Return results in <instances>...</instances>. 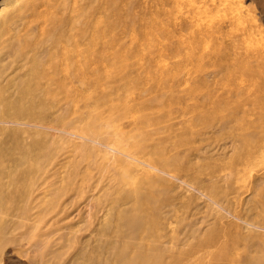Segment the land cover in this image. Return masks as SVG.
I'll return each mask as SVG.
<instances>
[{
  "label": "rangeland",
  "instance_id": "374dc122",
  "mask_svg": "<svg viewBox=\"0 0 264 264\" xmlns=\"http://www.w3.org/2000/svg\"><path fill=\"white\" fill-rule=\"evenodd\" d=\"M41 1L38 2V5H41ZM193 1L196 3L194 4ZM239 1L249 9L251 8V15L258 22L256 23L257 29L262 31L258 35V31H256L255 37L251 36L252 38H246L245 41H241L245 25L242 26L239 22L236 23L237 25L233 24L232 27L227 20L224 21L225 24L227 23L225 25L224 22H220L218 17L207 15L204 12L208 6V4L206 5L207 0H187V2L186 0L76 1V20L79 24L88 23L89 26H92L90 33H87L86 36L93 40V44L89 45L85 36L79 37L78 35L76 59L74 58L77 68L75 74L86 80L87 84L79 86L77 93L80 98L78 97L77 102L68 91V87L63 86L59 89V99L58 96L55 99L50 97L37 117L24 120L22 117L26 110L21 111L17 106L11 104L7 106L8 100L3 99V95L0 96V101L6 100L0 105V247L5 248L6 254L4 253L3 257L7 264H30L27 257L20 255L21 258L18 256L19 254H13L12 250L16 248L25 251L37 248L42 244L48 247L54 246V248L63 245L64 240L71 238L67 234L71 233L69 228L72 226H75L77 232L72 238L74 244L72 249L79 252L82 260L86 259L91 252L97 253L98 251L99 253L101 248L103 249L101 252L104 253L103 257L117 259V253L121 251L118 248H121L123 242H127L129 251L135 247L147 252L151 251V248L158 251L161 254V261L164 263L184 257L186 261L181 264H213L212 260L210 261L211 254L216 251V248L213 247L225 244V233H227L233 238H247L245 244L240 243L232 250L235 264H246L247 261L252 262L251 264H264V247L257 244L260 240L258 238L264 239V161L262 164L259 162V165H256L255 162L253 164L248 162V165L241 169V172L244 173L240 172L239 174H244L242 177L246 185L235 184L233 177L224 180L223 173H220L225 167L226 169L230 165L236 167L242 163L243 158L252 152L249 145L260 137V124H254V121L257 122L261 118L259 113L264 107V80L260 78L262 80L259 79L258 83L251 81L250 89L247 86L240 87L239 84L241 85L242 81L240 77L245 80H256L254 70L261 63L259 58H264V49L261 51L263 54L259 52L254 56L255 62L252 68L250 67L251 69L248 66L244 68L240 64L233 67L227 63L225 64L226 70H222L221 66L212 64L204 73H196L192 78L189 77V74L186 76V71L189 68L187 66L189 49L188 44L184 46L183 42L188 43L192 34L195 35V40H198L197 43L203 42L202 45H206L207 50L217 51L221 56L232 53L230 52L232 48L226 45L229 42L224 39L225 35L233 34L235 36L237 34L236 36L240 38L236 37L240 44L237 50L240 48L239 51L242 52L247 44H256L258 41L260 43L261 40V44H264V0ZM58 2L59 0H52L51 3L55 5V9L50 11L52 13L49 12L50 16L47 13L43 20L46 19L48 27L51 25L50 28L56 29L54 33L57 34L59 49H64L65 46L67 48L70 46L67 42L68 39L63 36L68 33L67 28H70L71 25L65 17L66 6H59ZM68 2L70 3L69 7L74 4L71 0ZM42 8L44 9L43 5L38 9L41 13L43 12ZM57 13L59 17L56 15ZM96 24L97 26H95ZM53 25L54 27H52ZM224 25L227 28L223 29ZM220 26L224 40L213 37L214 39L205 38L201 43L199 42L203 30H214ZM233 28L237 29H235V33ZM238 29L241 30L238 32ZM200 32L199 37L201 38L199 39L198 33ZM73 34L75 36L76 31L72 32L71 36ZM256 37L258 40H255ZM259 37L262 39L260 40ZM61 42H63V46ZM70 48L72 47L70 46ZM157 50H161L165 54L160 53L159 55ZM39 54L48 58L47 55L45 56L44 50H40ZM19 65L20 63L17 61L11 65L6 74V77L9 78L8 81L0 79V86L6 84L10 87L15 86L20 75ZM176 65L180 67L175 68ZM184 65L186 70L183 68ZM69 67H60L58 75L61 78L64 75V77H68L70 70L73 69ZM191 86L196 88L194 91L196 101L194 113H191L194 102L189 100L192 96ZM202 87L203 90H201ZM3 97L5 98V96ZM258 99L260 100L258 101ZM255 100L257 103L254 102ZM258 102L262 107L255 106L258 105ZM259 107H261L260 111L257 110ZM162 110L163 112H161ZM97 112H101V114H97ZM167 112L171 114L168 115ZM94 118L98 120V125L93 127ZM193 118L196 125L200 122L203 123L194 128L196 132L202 130L203 135L199 136L200 132H197V135L191 138L190 124ZM154 121L158 124L156 125ZM147 122L150 123V126L147 125ZM151 123L155 125L151 127ZM120 124L121 126L117 129L118 127L115 125L119 126ZM135 125L139 129H136ZM127 126L129 128H126ZM145 126L148 127L145 128ZM76 128L83 129L82 135H85L86 139L65 133L71 132V130L77 132ZM131 128L132 132L127 135L129 138L134 139V135L145 132L144 136L140 134L142 139H154L155 142H150V144L152 143L151 149L149 150L148 147L140 154L138 153L139 146L138 149L132 148V141L128 142V145L132 151L137 153V157L141 156L146 163L156 165V170H151L150 167L146 168L154 172L151 173L154 175L152 178L147 177L150 180L141 184L138 193L131 194L132 185L124 188V194L117 199L119 202L124 199L125 201L122 200V202H126L127 205L123 206L124 211L122 210L120 214V211L118 213L116 211L118 201L112 204L106 199V192L111 188L114 190L118 186L112 184L107 189L108 175L118 174L119 171L110 162L107 163L106 160H103L98 151L101 149V152L109 151L112 156L120 155L115 154V151L108 150L106 145L119 151L112 144L113 141L123 139V141H127L124 134L131 131ZM139 130L142 131L139 132ZM146 130L150 134L149 131L153 132L154 130L153 136L147 134ZM60 138L70 141L68 147L71 142L72 146L74 143L77 146L76 143L79 142L89 144L90 147L93 146V150L85 151L86 154L88 153L85 154V160L77 165V169L74 171L75 179L68 186L66 194L57 201L56 207L42 213L41 207L38 206L42 197L44 198V195L40 193L42 190H38L42 182L35 180L32 183L29 181V184L32 183L30 187L28 178L16 177L15 174L32 172L30 166L32 162L43 157L46 158L50 151L46 148L45 150L41 149L42 146L46 147L49 145L46 144L49 141L54 142V139L58 141ZM96 141L101 144L95 143ZM63 154L64 152L60 150V155L55 163L56 169L60 173L67 165V159L65 156L63 157ZM190 161L193 165L189 164ZM42 163L43 160L39 161L37 165ZM201 164L202 166H200ZM117 167L119 166L117 165ZM100 168L104 170V175H101ZM247 169L251 170L247 171ZM86 170H88L90 180L84 182L81 181V177L84 176ZM7 172L9 175L11 174L10 177ZM248 173H252V175ZM141 175V177L148 176L147 173ZM137 186L132 188L140 187ZM98 200L104 202L101 203ZM105 213H109L108 218L106 217L109 222L103 220L105 216L102 214L105 215ZM35 214L37 215L36 224L32 220ZM254 226L258 228L255 229ZM170 231L175 232L174 236ZM106 232H108L107 235H105ZM176 233L181 235H176ZM163 235H166L165 238L158 239ZM209 235H214V240L210 243H203L209 238ZM229 236L228 238L231 240ZM58 242L62 244H57ZM179 244L181 249L177 248ZM174 246L175 248H173ZM185 255H189V258ZM220 263L232 264L229 260H223Z\"/></svg>",
  "mask_w": 264,
  "mask_h": 264
},
{
  "label": "bare ground",
  "instance_id": "6f19581e",
  "mask_svg": "<svg viewBox=\"0 0 264 264\" xmlns=\"http://www.w3.org/2000/svg\"><path fill=\"white\" fill-rule=\"evenodd\" d=\"M41 0H0V79L3 78V80L8 81V77H6V74L9 70V68L11 67V65L13 63H15V61H17L18 63H20L18 69H20V75L18 77V81L16 82L14 87H10L9 85H4V86H0V96L3 95L5 96V98L2 96L3 99L8 100L7 101V106H9L10 104L13 106H17L19 109L22 110H26L24 111L23 117L22 119L27 120V119H34L35 117H37V115H39V113L42 112V109L45 105V102L52 97L53 99H55L58 94H59V89L62 88L63 86L68 87V91L71 92L72 97H74V100H76L78 97L80 98V96L77 93V90L79 89V86H85L87 83L86 80L81 79V76L77 77L76 73V62H75V53L76 51V44L78 45L77 41L79 39V37L85 36L84 38H86V42L91 45L92 43V39L90 40V38L87 35V33H90V28L92 26H89L88 23H84V24H79L76 20V15H75V8H76V1H72L74 4L70 5V1L68 2V0H59L58 5L59 6H66L65 10V17L67 19V21H70L71 26H69L70 28H67V32L63 37L67 38V42L70 44V46L72 48H70V46L67 48L64 47V49L62 48V44L63 42H61L60 46L62 49H59V45L57 42V34L54 33L56 32V29H52L50 28V23H49V27L47 26V21L46 19L43 20V18H46V14L49 13L51 10L55 9V5L52 2V0H42L40 3L41 5H38V2ZM56 1V0H55ZM208 3H206V5L208 4V6L205 9V13L207 15H213V17H218L220 22H224V21H228L229 24H231V26L233 24L237 25L236 23H239L243 25H245V27L241 28L243 29V36L241 37V41H245V39H249L252 38L251 36L255 37L256 31H258L257 29V25L256 20L254 19V17L251 15V8L249 9L248 7H246V5L244 6L243 4L240 3L239 0H207ZM187 2V0H186ZM194 4L196 3L195 1H193ZM202 2V1H201ZM206 2V1H203ZM69 3V4H68ZM159 4V3H158ZM189 4V3H188ZM44 6L43 12L41 13V11H39V7ZM68 5V6H67ZM198 6V5H197ZM200 6V5H199ZM156 7V6H155ZM159 7V5H158ZM156 7V8H158ZM165 7V6H164ZM188 7V6H187ZM203 7V6H202ZM61 9V8H60ZM160 10V8H159ZM204 10V9H203ZM251 10V12H250ZM202 11V10H201ZM196 12V11H195ZM52 13V12H50ZM50 13L47 14L50 16ZM194 14V13H193ZM254 14V13H253ZM58 15V13L56 14ZM187 15V14H186ZM198 15V14H197ZM196 15V16H197ZM192 16V15H191ZM48 17V16H47ZM52 17V16H51ZM55 17V16H54ZM59 17V15H58ZM207 17V16H206ZM210 17V16H209ZM207 17V18H209ZM73 18V19H72ZM157 18V17H156ZM198 18V17H196ZM203 18V17H202ZM211 18V17H210ZM193 20V19H192ZM202 20V19H201ZM211 20V19H210ZM209 20V22H210ZM197 21V20H196ZM199 21V20H198ZM208 22V20H206ZM213 21V20H212ZM52 22V21H51ZM54 22V20H53ZM58 23V22H57ZM98 23V22H97ZM153 23V22H152ZM166 23V22H165ZM199 24V23H197ZM207 24V23H206ZM223 24V23H222ZM225 24V22H224ZM227 24V23H226ZM225 24V25H226ZM203 25V24H202ZM223 26L222 28L224 29ZM259 25V24H258ZM97 26V24L95 25ZM153 26V25H152ZM162 26V25H161ZM207 26V25H206ZM209 26V25H208ZM207 26V27H208ZM229 26V25H228ZM234 26V25H233ZM232 26V27H233ZM241 26V25H240ZM54 27V25L52 26ZM58 27V26H57ZM154 27V26H153ZM198 27V26H197ZM155 28V27H154ZM194 28V27H193ZM201 28V25H200ZM227 28V27H226ZM231 28V27H230ZM88 29V30H87ZM197 29V28H196ZM234 29V28H233ZM236 29V28H235ZM234 29V33L235 30ZM240 29V30H241ZM232 30V29H230ZM238 29V32L240 31ZM59 31V30H58ZM76 31V35L71 36L72 32ZM133 31V30H132ZM145 31V30H144ZM262 31H258V33H261ZM224 33V32H223ZM198 33V38L201 40H199V42L201 43V41H203V39L208 38L212 39L213 37H217L219 39L223 38L222 35V29L221 26L220 28L214 29V30H203L201 37H199ZM79 35V37H78ZM237 35V34H236ZM233 36L232 35H225L224 39L226 40L227 43L226 45L232 48V52L230 55H226V56H221L219 52L217 51H213L212 49L207 50L208 47H205L206 45H202L197 43V41L195 40V35L192 34V36L189 38L188 43H184V46H186V44H188V49H189V58L188 56H186L188 58V65L185 63V65L189 66V68L187 69V75L189 74V77L192 78L194 74L196 73H204L207 71L208 67L211 66L212 64L215 66L220 67L222 70H226L225 68L227 67L225 64L229 63L230 65L237 66V65H242L244 68H247V66L249 67V69L252 68V65L255 62L254 56L257 53H262L261 51L264 49L263 48V43L261 44V37L260 38V43L258 41V43H254V44H247L246 48L244 49V51H239L240 48H238L239 50H237V47L239 42L237 40L240 39L237 36ZM240 35V34H239ZM261 34H259L260 36ZM264 35V34H263ZM59 36V35H58ZM262 36V35H261ZM62 37V36H61ZM63 37L61 39H63ZM189 37V36H188ZM197 37V35H196ZM237 37V38H236ZM197 38V39H198ZM213 38V39H214ZM216 38V39H217ZM264 38V36H263ZM56 39V40H55ZM59 39V38H58ZM134 39V38H133ZM217 39V40H219ZM222 39V40H224ZM257 39V37L255 38V40ZM60 40V39H59ZM85 40V39H84ZM207 40V39H206ZM253 40V39H252ZM258 40V39H257ZM91 41V42H90ZM185 41V40H184ZM220 41V40H219ZM60 42V41H59ZM187 42V41H186ZM205 42V41H204ZM208 42V41H207ZM264 42V41H263ZM209 43V42H208ZM249 43V42H247ZM112 44V43H111ZM182 44V45H183ZM245 44V43H243ZM221 46V45H220ZM160 47V46H159ZM214 47V46H213ZM47 48V49H46ZM178 48V47H177ZM230 48V49H231ZM159 49V48H158ZM256 49V50H255ZM40 50H44V54L45 56L47 55L48 58L46 59L45 57L41 56L39 54ZM163 51V49H161ZM161 50H157L161 54H165V52H161ZM76 51V52H75ZM173 52V51H172ZM225 52V51H224ZM264 53V52H263ZM262 53V54H263ZM162 56V55H161ZM165 56V55H164ZM75 58V59H74ZM157 58H160L157 56ZM164 58V57H163ZM161 59V58H160ZM171 59V58H170ZM175 59V58H174ZM177 59V58H176ZM260 59V60H259ZM258 60L261 62L257 69L254 70V77H257L256 80H245V78L240 77L242 79L241 81V85L239 84L240 87L243 86H247V88L250 89L251 81H254V83H258L259 79L262 78L264 80V58L261 57ZM85 60V59H84ZM164 60V59H162ZM161 60V61H162ZM173 60V59H171ZM187 60V59H186ZM185 61V60H184ZM180 62V61H179ZM50 64V66H47V64ZM80 63V62H79ZM86 63V62H85ZM88 63V62H87ZM52 64V66H51ZM184 64V63H183ZM113 65V64H112ZM184 65V69L186 70ZM62 66H70L71 68H73L72 70H70V74L68 77H60L58 75V71L60 70V67ZM176 65L175 68H177ZM69 67V68H70ZM81 67V66H80ZM143 67V66H142ZM180 67V66H179ZM213 67V66H212ZM251 67V68H250ZM112 68V67H111ZM13 69V68H12ZM68 69V68H67ZM83 69V68H82ZM228 69V68H227ZM16 70V69H15ZM62 70H64V68H62ZM66 70V69H65ZM169 71V70H168ZM229 71V69H228ZM231 71V70H230ZM65 72V71H64ZM67 72V71H66ZM93 73V72H92ZM146 73V72H145ZM176 73V72H175ZM9 74V73H8ZM64 74V73H63ZM66 74V73H65ZM83 74V72H82ZM80 75V74H79ZM91 75V74H90ZM173 75V74H172ZM84 76V75H83ZM245 77V76H244ZM86 78V75H85ZM184 78V77H183ZM239 78V79H240ZM14 79V78H13ZM146 79V78H145ZM255 79V78H254ZM260 79V80H262ZM99 80V79H98ZM89 81V79H88ZM103 81V79H102ZM188 81V80H187ZM215 81V80H214ZM225 81V80H224ZM228 81V80H227ZM249 81V82H248ZM144 82V81H143ZM195 82V81H194ZM224 83V82H223ZM240 83V81H239ZM182 84V83H181ZM194 84V83H193ZM101 85V83H100ZM129 85V84H128ZM183 85V84H182ZM207 85V84H206ZM258 85V84H257ZM104 86V85H103ZM159 86V85H158ZM203 86V85H202ZM92 87V86H91ZM192 87V86H191ZM196 87V85H195ZM195 87L191 88V99L194 103L191 107V113L195 112V96H194V91L196 90ZM232 87V86H231ZM188 88V87H187ZM201 90H203V87L201 88ZM46 91V92H45ZM66 91V89H65ZM87 91V90H86ZM199 91V90H198ZM249 91V90H248ZM251 91V90H250ZM48 92V93H47ZM69 92V93H70ZM229 92V91H228ZM88 94V92H87ZM110 94V93H109ZM257 94V92H256ZM68 95V94H67ZM83 95V94H82ZM86 95V94H85ZM61 97V96H60ZM131 97V96H130ZM1 98V99H2ZM69 98V97H68ZM2 99V100H3ZM59 99V96H58ZM247 99V98H246ZM6 100H3L4 102ZM50 100V99H49ZM66 100V99H65ZM260 99H258L259 101ZM3 101H0V105L3 103ZM91 101V100H90ZM257 100H255L254 102H256ZM264 101V100H263ZM52 102V100H51ZM65 102V101H64ZM75 102V103H76ZM95 102V101H94ZM171 102V101H170ZM234 102V101H233ZM252 102V103H254ZM262 103V101H260ZM251 103V104H252ZM128 104V103H127ZM264 104V103H263ZM74 106L76 104H73ZM73 106V107H74ZM77 106V105H76ZM91 106V105H90ZM198 106V105H197ZM203 106V105H202ZM255 106H261L258 102V105ZM120 107V106H119ZM185 107V106H184ZM235 107V106H234ZM243 107V106H242ZM245 107V106H244ZM262 107V106H261ZM259 107L257 110L260 111ZM158 108V107H157ZM168 108V107H167ZM183 108V107H182ZM201 108V107H199ZM90 109V108H89ZM115 109V108H114ZM154 109V108H153ZM185 109V108H183ZM137 110V109H136ZM144 110V109H142ZM149 110V109H148ZM198 110V109H197ZM91 111V110H90ZM125 111V110H124ZM140 111V110H139ZM222 111V110H221ZM92 112V111H91ZM163 112V110L161 111ZM171 112V111H170ZM190 113V111H187ZM57 113V112H56ZM99 112H97L98 114ZM106 113V112H105ZM136 113V112H135ZM140 113V112H139ZM156 113V112H155ZM219 113V112H218ZM101 114V112L99 113ZM168 115H170L171 113H168ZM166 114V115H167ZM220 114V113H219ZM246 114V113H245ZM248 114V113H247ZM261 114V118L258 119V121H254V124L258 125L260 124V137L257 139V141H254L253 143H251L249 145V147L251 146V154L247 155L245 158H243L242 163L238 164L236 167L233 166H228V168L226 169V167L222 170V169H218V170H222L220 173H223V178L224 180H228L231 177H233L235 179V184H245L242 175H240L239 173L242 171L241 169H244L247 165L248 162H252V164L255 162L256 165H259L263 163L264 161V107L261 108V112L259 113V115ZM75 115V114H74ZM182 115V114H181ZM187 115V113H186ZM244 115V114H243ZM256 115H258V113H256ZM21 116V114H20ZM248 117V116H247ZM252 117V116H251ZM137 118V117H136ZM170 118V117H169ZM99 119V118H98ZM131 119V118H130ZM135 119V118H134ZM110 120V119H109ZM159 120V119H158ZM161 120V119H160ZM205 120V119H204ZM94 123H93V127L98 125V120L94 118ZM134 121V120H133ZM137 122V121H135ZM157 122V121H156ZM240 122V121H239ZM148 123V122H147ZM155 123V121H154ZM151 123V127L155 124ZM201 123V122H200ZM199 123V124H200ZM13 124V123H12ZM16 124V122H15ZM108 124V123H107ZM146 124V123H145ZM158 124V122H157ZM156 124V125H157ZM199 124L196 125L194 122V118L193 120H191V138H194V136L197 135H203L202 130L200 131H195L194 128L195 127H199ZM203 124V123H201ZM237 124V123H236ZM241 124V123H240ZM22 125V124H21ZM24 125V124H23ZM22 125V126H23ZM29 125V124H28ZM31 125V124H30ZM139 125V124H137ZM147 125L150 126V123H148ZM196 125V126H195ZM8 126V125H7ZM38 126V125H36ZM104 126V125H103ZM116 127H118L117 129H119V127L121 126V124L119 126L115 125ZM136 126V125H135ZM142 126V124H141ZM102 127V126H101ZM148 126H145V128ZM201 127H204V125ZM39 128V127H38ZM46 128V127H45ZM122 128V127H121ZM126 128H129L128 126ZM144 128V129H145ZM24 129V128H23ZM51 129V128H49ZM77 129V128H76ZM123 129H125L123 127ZM136 129H139L138 126H136ZM141 129V128H140ZM161 129V127H160ZM250 129V128H249ZM103 130V129H102ZM155 130V129H154ZM154 130L150 133L151 136H153L152 134H154ZM62 131V130H60ZM91 131V129H90ZM142 131V130H141ZM139 130V132H141ZM144 131V130H143ZM158 131V130H157ZM161 131V130H160ZM237 131V130H236ZM81 132V133H80ZM132 132V128L131 131L129 130L125 135V139H127V141H123V140H117V141H113V145L116 146L118 148L119 151H117L116 149H113L112 147H109L106 145V148L108 150H112L113 152L115 151V154L118 153L120 155H110L109 151H100L101 149H99L98 153L100 157L103 158V160H106L107 163L110 162L113 166L116 167V169L119 171L118 174H112V175H108V180L109 183L106 185L107 189L112 186V184H117L118 186H116L114 188V190L111 188L110 190H108L106 192V199H108L110 201V203L115 204L118 201V197L122 196L125 192V187L126 186H140L138 187V189H133L131 186V194H135L138 193L140 191L141 188V184L144 181L150 180L149 178H152L154 174V172H151L149 170H147V167H150L151 170H156V165H152L149 163H146L145 161H143V157L138 156L137 157V153L131 150L132 148H137L138 146L140 147L138 153L140 154L142 150H147V148L149 147V150L151 149L150 146H152L150 144V142H155L153 140H148V138L146 139H142L140 134H146L144 133H138L137 131V135H134V139L132 137H127L128 134H130ZM67 134H70L71 136H76L77 138H82V139H86L85 135H82L83 133V129L79 128L76 131L71 130V132H65ZM80 133V134H79ZM91 133V132H90ZM134 133V132H133ZM157 133L155 132V135ZM140 138H138L139 136ZM144 136V135H143ZM148 136V135H147ZM132 138V140H131ZM247 138V137H246ZM28 139V138H27ZM150 139V138H149ZM253 139V138H252ZM73 140V139H72ZM115 140V139H114ZM206 140V139H204ZM74 141V140H73ZM132 141L131 147L128 145V142ZM149 141V144H148ZM201 141V140H200ZM246 141V140H245ZM70 141L66 140L64 138H60L58 139H54V142H50L46 143L49 144L48 146L46 145V147L42 146L41 149L45 150V148L48 150H50L47 153L46 158H40V159H35L36 161H31L32 165H29L32 167L31 170H33L32 172H29V174H27L26 172H20L15 174L16 177L22 176V178L26 179L28 178V184L29 181H41L42 184L40 185V187L38 188V190H42L40 191L41 194L44 195L43 199V203H42V199L39 203L38 201V206L41 207L42 209V213H45L47 211H49L50 209H54L56 207V203L57 201L62 198L63 195L66 194L67 192V188L68 186L73 182V180L75 179V173L74 171L77 169V165L85 160V151L86 150H93V146L90 147L89 144L86 143H76L77 146L74 145L72 146V142L71 145H69L70 147H68V143ZM91 142H94L91 140ZM195 142V141H193ZM192 142V143H193ZM95 143H100V142H95ZM158 143V142H157ZM156 143V144H157ZM250 143V142H249ZM101 144V143H100ZM154 144V143H153ZM155 144V145H156ZM196 144V143H194ZM104 145V144H103ZM143 145V146H142ZM158 145V144H157ZM246 146V145H245ZM98 147V146H97ZM190 147V146H189ZM95 148V147H94ZM138 149V148H137ZM42 150V151H43ZM59 150V151H58ZM60 150L64 152L63 157L65 156V158L67 159V165L64 168V170L60 173L55 166V163L57 161V157L60 155ZM66 150V151H64ZM157 150V149H156ZM162 151V150H161ZM145 154V152H142V154ZM147 153V152H146ZM233 153V152H232ZM88 154V153H87ZM86 154V155H87ZM46 155V154H45ZM44 155V156H45ZM124 156V157H123ZM148 156V153H147ZM240 156V155H239ZM23 157V156H22ZM158 157V156H157ZM202 157V156H201ZM89 158V156H88ZM237 158V157H236ZM63 159V158H62ZM87 159V158H86ZM28 160V159H27ZM30 160V159H29ZM43 160V163L41 165H37L39 164V161ZM63 161V160H62ZM30 162V161H28ZM27 162V163H28ZM65 162V161H64ZM148 162V161H147ZM150 162V161H149ZM192 161L189 162L190 165ZM258 162V164H257ZM11 164V163H10ZM110 164V165H111ZM120 164V165H119ZM224 164V163H223ZM232 164V163H231ZM254 164V165H255ZM264 164V163H263ZM26 165V164H25ZM117 165L119 167H117ZM145 167H144V166ZM251 165V164H250ZM202 166V164L200 165ZM242 166V168H241ZM251 167V166H250ZM249 167V168H250ZM192 168V167H191ZM210 168V167H209ZM223 168V167H222ZM248 168V167H247ZM253 168V166H252ZM251 168V169H252ZM21 169V168H19ZM105 169V168H104ZM149 169V168H148ZM158 169V168H157ZM251 169H247L251 170ZM160 170V169H159ZM187 170V169H186ZM195 170V169H194ZM229 170V171H228ZM235 172H234V171ZM227 171V172H226ZM247 171L246 174H247ZM160 172V171H158ZM197 172V170H196ZM250 172V171H249ZM10 173V171H9ZM65 173V174H62ZM100 173L101 175H104V170L100 168ZM142 173H147L148 176H144L141 177ZM163 173V172H162ZM168 173V172H167ZM195 173V172H194ZM236 173V174H235ZM244 173V172H241ZM8 174V172H7ZM61 174V175H59ZM124 174V177H123ZM150 174V175H149ZM199 174V173H198ZM201 174V173H200ZM251 174L252 173H248ZM5 175V174H3ZM9 175V174H8ZM11 175V174H10ZM10 175L8 177H10ZM1 176V175H0ZM140 176V177H139ZM156 176V175H155ZM171 176V175H170ZM221 176V177H222ZM248 176V175H247ZM78 177V175H77ZM102 177V176H101ZM100 177V179H101ZM119 177V178H117ZM149 177V178H147ZM246 178V177H245ZM252 178V177H250ZM5 179V178H4ZM1 180V178H0ZM8 180V179H7ZM87 181L90 180V175L88 174V170H86L84 172V176L82 175L81 177V181ZM97 180V179H96ZM251 180V179H250ZM80 181V180H79ZM183 181V180H182ZM181 181V182H182ZM192 181V180H191ZM247 183V180H245ZM106 182V181H105ZM10 183V182H9ZM29 184V186L31 187V184ZM185 183V182H184ZM234 183V182H233ZM232 183V184H233ZM252 183V182H251ZM250 183V184H251ZM234 184V185H235ZM152 185V184H151ZM242 185V186H244ZM7 186V185H6ZM95 187V186H93ZM251 187V185H250ZM26 188V187H25ZM193 188V187H192ZM98 189V188H97ZM133 189V190H132ZM187 189V188H186ZM26 191V190H25ZM95 191V189H94ZM128 191V189H127ZM26 193V192H25ZM130 193V192H129ZM97 194V193H96ZM205 195V194H204ZM98 196V195H97ZM133 197V196H132ZM125 198H127L125 196ZM33 199V198H32ZM99 199V198H98ZM121 199V198H120ZM102 200V199H101ZM125 201L124 199H121L120 202H117L118 208H117V213L120 211V214L122 213V210L124 211L123 206L127 205L126 202H122ZM184 200V199H183ZM211 200V199H209ZM99 202L103 203L104 201H100ZM131 202V201H129ZM213 202V201H212ZM23 204V203H22ZM103 205V204H102ZM150 205V204H149ZM218 205V203H217ZM113 206V205H112ZM219 206V205H218ZM107 207V206H106ZM109 207V206H108ZM107 207V208H108ZM117 207V206H116ZM115 207V208H116ZM221 207V206H220ZM219 207V208H220ZM31 208V207H30ZM104 208V206H103ZM222 208V207H221ZM234 208V207H233ZM217 209V208H216ZM30 210V209H29ZM221 210V209H220ZM252 210V209H251ZM109 211V210H107ZM29 212V211H28ZM36 212H38V210H36ZM99 212V211H98ZM130 212V211H129ZM236 212V210H235ZM34 213V212H33ZM127 211L125 212L126 215ZM226 213V212H225ZM111 214V213H110ZM109 215V213H105L102 214V216H105L103 218V220H106ZM115 215V214H114ZM128 215V214H127ZM6 216V214H5ZM101 216V215H100ZM99 216V217H100ZM113 216V215H112ZM235 216V215H234ZM37 217V215H34V223H37V220H35V218ZM88 217V216H87ZM107 217V218H106ZM120 217V216H119ZM124 217V216H123ZM102 218V217H101ZM126 218H128L126 216ZM239 218V217H237ZM245 218V217H243ZM242 218V220H244ZM100 219V218H99ZM23 220V219H22ZM127 220V219H126ZM223 220V219H222ZM236 220V219H235ZM60 221V220H59ZM107 221V220H106ZM118 221V220H117ZM116 221V222H117ZM33 222V221H32ZM109 222V221H107ZM231 222V221H230ZM246 222V221H245ZM165 223V222H164ZM247 223V222H246ZM108 224V223H107ZM112 224V223H111ZM128 224V222H127ZM147 224V222H146ZM170 224V222H169ZM250 224V223H249ZM248 224V226H249ZM99 225V224H97ZM105 225V224H104ZM103 225V226H104ZM110 225V224H109ZM116 225V224H115ZM251 225V224H250ZM101 226V224H100ZM102 226V227H103ZM106 226V225H105ZM118 226V225H117ZM247 226V225H246ZM8 227V226H7ZM156 227V226H155ZM255 227V226H254ZM258 227H255V229ZM12 229V228H11ZM71 233H68L67 236L71 237L69 239L64 240L63 245L54 248V246H45V244H42L40 246H38L37 248L34 249H28V250H21V248H16L14 250H12V252H14L13 254H19L18 256L22 255L28 258V262L30 264H181L182 262L186 261V258L182 257L181 259H173L172 261H170L169 263H164L163 261H161V254L158 251L152 250L147 252L146 250H142L141 248L139 249V247H135V249H132L129 251V247H128V243L127 242H123L124 244L121 245V248L118 250H121L117 253V259L113 258H107V257H103L101 251H103V249H100V252L98 253H93L91 252L90 255L82 260V258L79 255V252H76V250L72 249L73 247V242H72V238L75 237L76 232V228L75 226H72L69 228ZM192 229V228H190ZM108 230V229H107ZM118 230V229H117ZM166 230V228H165ZM174 230V229H173ZM222 230V229H221ZM235 230V228H234ZM103 232H105V230L102 229ZM159 231V230H158ZM161 231V230H160ZM163 231V230H162ZM190 231V230H188ZM50 232V231H49ZM171 232V231H170ZM41 233V232H40ZM101 233V232H100ZM108 232H106L105 235H107ZM118 233V232H117ZM131 234V232H129ZM159 233V232H158ZM173 232H171L172 234ZM175 233V232H174ZM173 233V236H174ZM209 233V232H208ZM50 234V233H48ZM59 234V233H58ZM102 234V233H101ZM180 234V233H176ZM21 235V234H20ZM99 235V234H98ZM170 235V234H169ZM181 235V234H180ZM224 235V234H223ZM54 237V235H52ZM101 236V235H100ZM132 236V235H131ZM157 236V235H156ZM166 236V235H165ZM165 236L163 235L162 237H159L158 239H163L165 238ZM187 236V235H186ZM184 236V237H186ZM190 236V235H189ZM214 235H209V238L206 239V241H203V243H210L211 241L214 240ZM217 236V235H216ZM228 234L225 233V237H226V243L225 244H220V245H216L213 248H216V251L214 253L211 254L210 257V261L213 264H221L220 262L223 260H229L230 262H232V264H235L236 261L233 258V249H235L240 243L241 244H245L246 243V239L244 237H230L231 240H229L228 238ZM52 237V239H53ZM97 237V236H96ZM168 237V236H167ZM256 237V235H255ZM260 237V236H258ZM22 238V237H21ZM124 238V237H123ZM170 238L173 240V237L170 235ZM0 239H1V231H0ZM170 239V240H171ZM183 239V238H182ZM223 239V238H222ZM260 239L259 242L257 244H259L260 246L264 247V239L262 238H258ZM55 240V238L53 239ZM63 240V239H61ZM189 240V239H188ZM194 240V239H193ZM221 240V239H220ZM225 240V239H223ZM66 241V244H65ZM101 241V240H100ZM114 241V240H113ZM141 241V240H140ZM222 241V240H221ZM220 241V242H221ZM61 242V241H60ZM58 242L57 244H62ZM171 242V241H170ZM169 242V243H170ZM230 242V243H229ZM56 243V242H55ZM122 243V242H121ZM154 243V242H153ZM103 244V243H102ZM110 244V243H109ZM112 244V243H111ZM162 244V243H161ZM219 244V243H218ZM169 245V244H168ZM180 245V244H179ZM179 245H177L178 249H181V245L180 247H178ZM197 245V244H196ZM97 246H99L97 244ZM96 246V247H97ZM110 246V245H109ZM148 246V245H147ZM185 246V245H184ZM236 246V247H235ZM247 246V245H246ZM253 246V245H251ZM100 247V246H99ZM195 247V246H194ZM212 247V246H211ZM239 247V246H238ZM108 249V247H106ZM164 248H166L164 246ZM175 248V246L173 247ZM197 248V247H195ZM209 249H211L210 247H207ZM212 248V250H213ZM98 249V248H97ZM128 249V250H127ZM154 249V248H153ZM205 249V248H203ZM240 249V247H239ZM148 250V249H147ZM107 251V250H105ZM203 251V250H202ZM11 252V253H12ZM96 252V251H95ZM183 252V251H182ZM191 252V251H190ZM201 252V251H200ZM4 253L5 252V248L0 247V264H7L6 260L4 259ZM188 254V253H186ZM198 254V253H197ZM210 254V253H209ZM179 256V254H177ZM181 256L183 254H180ZM194 255V254H193ZM187 256V255H185ZM189 256V255H188ZM187 256V257H188ZM192 256V255H191ZM9 257V256H8ZM21 257V256H20ZM196 257V256H195ZM192 257V258H195ZM13 258V257H12ZM22 258V257H21ZM189 258V257H188ZM191 258V257H190ZM233 258V259H232ZM116 260V261H115ZM207 260V258H206ZM209 260V259H208ZM23 262V261H22ZM188 262V260H187ZM186 262V263H187ZM195 262V261H194ZM193 262V263H194ZM252 262H248L246 264H251ZM9 264V263H8ZM23 264V263H22ZM26 264V263H24Z\"/></svg>",
  "mask_w": 264,
  "mask_h": 264
}]
</instances>
